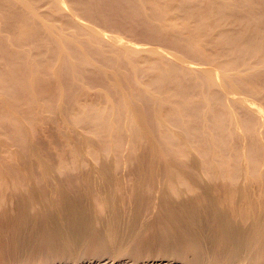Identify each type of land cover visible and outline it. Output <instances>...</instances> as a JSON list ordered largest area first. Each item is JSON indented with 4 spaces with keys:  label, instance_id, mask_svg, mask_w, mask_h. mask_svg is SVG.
Instances as JSON below:
<instances>
[{
    "label": "bare ground",
    "instance_id": "6f19581e",
    "mask_svg": "<svg viewBox=\"0 0 264 264\" xmlns=\"http://www.w3.org/2000/svg\"><path fill=\"white\" fill-rule=\"evenodd\" d=\"M0 264H264V0H0Z\"/></svg>",
    "mask_w": 264,
    "mask_h": 264
},
{
    "label": "rangeland",
    "instance_id": "374dc122",
    "mask_svg": "<svg viewBox=\"0 0 264 264\" xmlns=\"http://www.w3.org/2000/svg\"><path fill=\"white\" fill-rule=\"evenodd\" d=\"M98 29H99V27H98ZM101 29V28H100ZM104 29V31H106V33H109V30H106L105 28H103ZM125 36V35H124ZM127 37V36H126ZM124 38V39H127V38ZM131 40V39H130ZM134 39H132V41H133ZM135 41V40H134ZM136 41H138V42H140V43H143V44H145V45H148L150 42H148V41H139V40H136ZM146 42H147V44H146ZM150 45H152V43H150Z\"/></svg>",
    "mask_w": 264,
    "mask_h": 264
}]
</instances>
